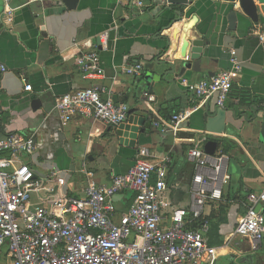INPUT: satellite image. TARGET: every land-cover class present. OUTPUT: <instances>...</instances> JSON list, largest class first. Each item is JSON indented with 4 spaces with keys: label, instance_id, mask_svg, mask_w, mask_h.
Wrapping results in <instances>:
<instances>
[{
    "label": "crops",
    "instance_id": "obj_1",
    "mask_svg": "<svg viewBox=\"0 0 264 264\" xmlns=\"http://www.w3.org/2000/svg\"><path fill=\"white\" fill-rule=\"evenodd\" d=\"M132 1L79 0L74 10L62 0L11 2L15 24L0 36V61L7 67L0 74V118L2 136L34 138L36 151L24 162L42 178L43 187L32 195V205L53 208L66 198L83 197L91 182L110 185L114 176L135 165L140 149L148 148L152 159L172 158L166 197L172 208H188L196 173L188 153L205 151L215 142V155L230 158V182L222 188L221 200L204 206L209 241L218 250L214 264H264V244L253 252L246 240L233 236L247 212L249 194L264 190V47L257 36L264 31V3L255 0L260 21L253 23L239 3L196 0L185 7L182 21L166 31L178 8L152 0L140 10ZM234 11L238 21L231 30ZM3 12L0 0V27ZM175 28L182 31L177 40ZM185 34L189 41L200 40V72L194 70L198 60L187 62L181 56ZM91 51L100 55L102 78L85 79L78 67V58ZM231 51L241 71L225 111L218 113L214 98L195 103L180 80L198 83L232 70ZM137 65L143 66L142 74L129 75L127 70ZM152 73L165 81L147 100L142 81ZM27 85L32 92H25ZM91 87L105 88L117 104H127L135 118L145 120L135 148L110 142L117 128L94 119L76 117L63 126L56 98ZM34 101H39L35 108ZM184 112L192 113L178 128L168 124ZM54 171L59 176L49 178ZM133 199L129 191L114 197L117 220ZM260 210L264 215V206Z\"/></svg>",
    "mask_w": 264,
    "mask_h": 264
},
{
    "label": "built area",
    "instance_id": "obj_2",
    "mask_svg": "<svg viewBox=\"0 0 264 264\" xmlns=\"http://www.w3.org/2000/svg\"><path fill=\"white\" fill-rule=\"evenodd\" d=\"M2 1L0 36L16 20L13 0ZM149 1L132 3L144 10ZM257 36L264 47V31ZM231 61L232 70L221 71L211 80H180L195 103L214 98L217 108L225 109L241 71L235 51ZM77 63L85 79L105 74L97 51L83 53ZM142 72V65L127 70L136 76ZM5 73L7 67L0 61V74ZM32 91V85L25 87V92ZM55 109L63 126L82 117L117 128L130 117L129 106L117 104L103 87L60 96ZM191 113L176 114L168 124L178 128ZM2 126L0 118V264H214L218 250L210 244V226L203 212L207 202L221 200L222 188L230 182L227 155L209 156L197 148L189 151L196 173L188 208H172L166 197L172 158L152 159L148 148L140 149L135 165L126 174L114 176L110 185L91 182L83 197L66 198L53 208L35 207L32 195L42 189L43 180L24 162L36 151L34 138L2 136ZM58 176L54 171L49 178ZM127 191L134 194L133 203L117 220L113 199ZM262 206L264 190L249 194L247 212L233 234L246 240L253 252L264 244ZM193 223L198 227L188 229Z\"/></svg>",
    "mask_w": 264,
    "mask_h": 264
},
{
    "label": "water",
    "instance_id": "obj_3",
    "mask_svg": "<svg viewBox=\"0 0 264 264\" xmlns=\"http://www.w3.org/2000/svg\"><path fill=\"white\" fill-rule=\"evenodd\" d=\"M66 6L68 7L69 10H74L77 8L79 0H62ZM167 4L171 6V8H178L179 10L176 11L177 17L173 20L171 25L166 29V31L172 29V27L180 23L185 16V7L189 6L191 2H194L196 0H166ZM219 2H225L229 4H237L239 3L241 11L243 14L248 17L253 23H259L260 21V16H259V8L256 5L255 0H216ZM261 3H264V0H259ZM238 21V13L234 11L232 14L229 15V22L231 24V30H234L236 28V24ZM182 31L181 29L175 28L173 32V39L177 40L179 34H181ZM170 36V34H169ZM172 42H169V46H171ZM203 54V50L200 46V40H192L189 41L187 40L186 34L183 35V46L181 49V56L186 61V58H189L187 62L190 61L192 58L193 60H198L194 64V70L200 72L199 66L202 63L201 56ZM188 67H190V64H186L184 67V70H186ZM172 72L174 73L175 69L174 67L172 68ZM165 81L163 76L160 73H152L148 77H144L142 83H147V100L151 95H154L155 93V88L159 86L161 88L162 83ZM146 101V100H145ZM37 103L39 101H34L32 107L35 108ZM218 113L224 112L225 109H218ZM129 121L127 123L121 124L117 129L112 133L110 137V142L116 141L120 146L128 147V148H135L137 141H138V136L140 133H144V123L145 120L142 118L141 120H138L135 118L134 112L130 110L129 112ZM263 134H264V126H263ZM115 149V148H114ZM217 150V143L215 142H210L206 145L205 147V152L209 156H214L216 154Z\"/></svg>",
    "mask_w": 264,
    "mask_h": 264
},
{
    "label": "trees",
    "instance_id": "obj_4",
    "mask_svg": "<svg viewBox=\"0 0 264 264\" xmlns=\"http://www.w3.org/2000/svg\"><path fill=\"white\" fill-rule=\"evenodd\" d=\"M244 99L246 100L247 98H244ZM197 227H198V223L197 224L196 223H193L191 226L188 227V229H196Z\"/></svg>",
    "mask_w": 264,
    "mask_h": 264
}]
</instances>
